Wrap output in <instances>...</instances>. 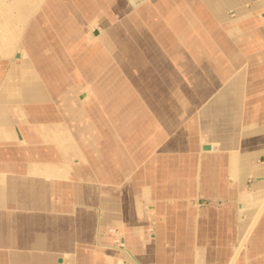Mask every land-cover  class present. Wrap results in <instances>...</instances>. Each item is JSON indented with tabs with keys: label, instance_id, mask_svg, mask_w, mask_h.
<instances>
[{
	"label": "crops",
	"instance_id": "0c3cea01",
	"mask_svg": "<svg viewBox=\"0 0 264 264\" xmlns=\"http://www.w3.org/2000/svg\"><path fill=\"white\" fill-rule=\"evenodd\" d=\"M59 1L0 0V264H233L246 242L258 252L264 86L243 78L264 75V0H122L128 36L91 30L120 82L113 64L102 75L105 57L93 71L77 53L104 0ZM91 77L111 78L104 93L120 101L78 93ZM109 227L125 231L118 245Z\"/></svg>",
	"mask_w": 264,
	"mask_h": 264
},
{
	"label": "rangeland",
	"instance_id": "374dc122",
	"mask_svg": "<svg viewBox=\"0 0 264 264\" xmlns=\"http://www.w3.org/2000/svg\"><path fill=\"white\" fill-rule=\"evenodd\" d=\"M113 1L117 5V9L119 8L118 10H120L119 16H118V14H113V10H112V7H111L112 6L111 4H112ZM128 1L134 2V0H128ZM59 2L60 1L57 0V4H55V7H57L59 5ZM109 2L110 3H107L104 0L103 7L100 6V5L97 6V7L93 6L94 7L93 8L94 11L92 10L91 13L87 14V15L91 16V19L87 23V26H86V28H85V30L83 32V39L81 41V44L82 43L83 44L86 43V46H87L88 49H86V51L81 50L80 52H77L79 55H81V54H83V52H85V54H84L85 57L88 58V60L92 62L91 66H93V67H92V69L91 68L90 69L93 70V71L96 70V67L94 65L95 63H93V62H95L97 57H99V56L105 57V60H106L105 65L106 64L107 65L104 67V71L102 72V75H103V73L108 72L107 69H109L112 64L115 66V72L117 74H119L115 79L111 80V78H109V77H106L104 79H102V77H93V78L91 77L89 79L88 83H87V89H83V90L81 89L78 92V93H82L83 91H85V92L88 93L89 98H90V96L94 97L96 99L99 98L100 101L104 102L103 103L104 106H108L109 104L112 105V103L115 102V99H119V101H120V98H122V97H120L121 95L118 96V94L117 95L115 94L114 97H113L112 95L104 93V92H106L105 91V87L110 85V80L112 82L113 81L116 82L117 80H119V82H120V80L124 81V79L127 80L125 78V76H124V73L118 67L116 62L112 59L113 58L112 57V52L110 50H108L104 45H102L103 44L102 43L103 40L102 41L101 40L97 41V40H92L91 39V37H92V31L91 30L93 28L94 29L98 28V29H101V30H105L108 27H112V26L115 27V25H119V26L121 25V27H123V29L121 31H119V33H117V34H120V35H117L118 39L120 38L119 36L123 35V33L125 35H127V33H128V32H125V30H124V28L126 29V25H122L123 21L125 19L127 20V15H128V11H126L125 8L123 7V5L121 4L122 0H121V2H120V0H110ZM132 5H134V3ZM96 10H97L98 14L96 13ZM111 14H113L115 16L114 20H113V15H111ZM227 15H228L229 18H234L235 17V12L230 9V10L227 11ZM256 15L258 17H261L258 12H257ZM45 20L47 22L49 21L47 18H45ZM55 20H56L57 23H59L58 22L59 20H57V19H55ZM156 29L159 30L160 27L156 28ZM52 32L54 33L55 31L51 30V33ZM153 32H154L153 34H155L157 37H160L159 32H155V31H153ZM130 34H131L130 35L131 36L130 39H132L133 42H135V43H137V41L143 42L142 39H143L144 36H142L141 33L138 30L133 29V32L130 33ZM81 44L77 45L74 48V50H76V51L79 50V47L81 46ZM125 50H126V52L129 51V49H128V47L126 45H125ZM65 52H66V54H68L66 49H65ZM142 53H143L142 48H140V49H138L136 51V54H138V55L142 54ZM114 57H116V56H114ZM133 64H138V62H134ZM244 67L245 66L242 65L241 67H239L238 70H241ZM73 69H76V68L73 67ZM77 70L78 69H76L74 71H77ZM259 70H260L259 74H264V69L263 70L259 69ZM74 71H73V74L76 73ZM72 79L74 81H80V78L78 76L77 77H72ZM243 79H244L245 85H246L247 82H249V86H254V87H257V88H259V87L263 88L262 86H264V75H257L256 77H254V78L252 77L250 79L249 78L248 79L243 78ZM166 82H167V85L174 84L175 83L174 77H172L170 74H167ZM261 88H259V89H261ZM117 93H118V91H117ZM254 95L255 96L253 98L254 99L257 98L258 101L262 102L263 103V107H264V92L257 93V94H254ZM249 98L250 97H248L247 99H249ZM123 110H125V109H123L122 105H120L119 109H118V112L123 113V116H124ZM106 112H108V111L106 110ZM124 122L120 125V133H121V135L124 134V140H126L125 143H128V141H127V139H128L127 132L128 131H126V129H127L126 126L128 125V122L126 120H124ZM133 133L134 134H138L139 131L135 132V131L132 130V132H131L132 136H130L131 140L129 139L130 141H132L133 137L135 136V135H133ZM142 142H143L142 140L136 141V149H139L140 147L142 148V146H139V145H142ZM153 153H154V151H153ZM158 170H156L155 173ZM168 175H169V173H168ZM158 177L160 178V175ZM159 178H157V181L155 182V186H157V191L162 193V191H164L163 187H165V185H167V183L165 182V179H161V178L159 179ZM247 183L248 184L251 183V178H249ZM161 200L163 201L165 199H161ZM200 200L201 201L198 204L196 202V199H192V202L195 205H198L200 208H204V207L208 206L209 203H210V201L208 199H206V198H204L202 196L200 197ZM157 201L160 202V198ZM150 204H151L150 202L147 203L146 201H143L142 208H143L144 212H148L150 210ZM153 204H155V203H153ZM218 206H220V205H218ZM263 213H264V210H263ZM152 226L153 227H149V229H148L149 233H154L153 230H154V226L155 225L153 224ZM105 237H106V239L108 241V244H110V245H118L119 244V239H125V231H122V229H120V228L109 227V228L105 229ZM260 241L263 244L260 247V250L258 252L255 251L254 253H248L246 251L248 249L247 242H246L245 245H243L240 248V252H239V254L237 256V259L234 261L233 264H243V261L245 262V264H247L246 261L251 263V264H264V239L262 238ZM234 245H237V243H235V241L229 245L230 249H232V247ZM220 248H222V247H220ZM244 257H246V258H244ZM119 264H123V263L120 261Z\"/></svg>",
	"mask_w": 264,
	"mask_h": 264
},
{
	"label": "bare ground",
	"instance_id": "6f19581e",
	"mask_svg": "<svg viewBox=\"0 0 264 264\" xmlns=\"http://www.w3.org/2000/svg\"><path fill=\"white\" fill-rule=\"evenodd\" d=\"M93 31V30H92ZM263 202V201H262ZM261 207H263V206H261ZM261 209V208H260ZM259 209V210H260ZM257 212H258V210H257ZM262 212V211H261ZM255 216H256V211H255ZM255 218L253 217V219L252 220H254ZM256 220V219H255ZM250 224V223H249ZM252 226V225H251ZM249 228H250V225L248 226ZM247 232H249V231H247ZM247 234V233H246ZM243 236V235H242ZM242 238V237H241ZM243 240V239H242ZM241 241V240H240ZM240 241H239V243H240ZM242 242V241H241ZM244 243V242H243ZM236 246H238V244L236 245ZM240 246V245H239ZM235 250L236 249H234V252H235ZM232 257V256H231ZM230 261V260H229ZM231 262V261H230Z\"/></svg>",
	"mask_w": 264,
	"mask_h": 264
}]
</instances>
